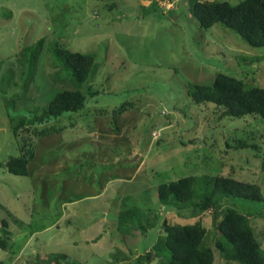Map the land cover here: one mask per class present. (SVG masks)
<instances>
[{"label":"rangeland","instance_id":"374dc122","mask_svg":"<svg viewBox=\"0 0 264 264\" xmlns=\"http://www.w3.org/2000/svg\"><path fill=\"white\" fill-rule=\"evenodd\" d=\"M199 28L188 0H0V162L18 154L12 124L40 113L56 92L77 88L52 52L56 42L95 54V69L78 88L101 93L72 114L73 126L38 140L28 175L0 166V219L10 232L0 264H138L164 222L200 221L213 245L220 233L212 210L163 208L158 200L160 183L189 174L253 184L262 202L238 198L221 209L248 215L264 249V119L225 118L185 94L187 82L210 84L217 72L264 86V57L253 58L264 49L220 23ZM40 39L28 68L22 48ZM237 139L257 148H235ZM130 207L146 233L133 227L125 239L117 214Z\"/></svg>","mask_w":264,"mask_h":264},{"label":"trees","instance_id":"16d2710c","mask_svg":"<svg viewBox=\"0 0 264 264\" xmlns=\"http://www.w3.org/2000/svg\"><path fill=\"white\" fill-rule=\"evenodd\" d=\"M188 3L189 11L199 22V29L209 30L220 23L238 33L240 39L249 46L264 49V0H240L236 4L227 0H188ZM41 43L40 39L33 46L22 48L21 62L26 67H32ZM52 52L77 88L56 92L40 113L28 111V118H20L12 124L11 132L17 143L18 154L1 161L0 166L14 175L29 174L28 165L34 159V149L41 137L61 131L69 125L73 126L70 120L72 114L82 112L88 104L100 99L101 93H91L87 87L85 92L78 88L91 77L95 69V54L71 51L61 41L52 46ZM263 57L264 54L253 58L260 60ZM185 94L193 105L209 103L221 108V116L225 118L241 119L254 115L264 119V86L247 87L241 79L223 72H217L210 84L187 82ZM13 112L8 111L7 115L10 116ZM64 118L68 122L62 123ZM59 119L61 125L53 124ZM33 133H37L36 139L31 137ZM234 146L255 147L245 139H237ZM156 189L163 208L175 206L212 210L215 213L213 222L220 238L209 245L207 230L200 221L164 222L163 234L155 236L156 246H152L150 252L138 256V264L149 262L154 257L159 259L158 264H214L221 258L239 264H264V249L259 245L249 216L240 213L233 206L221 209L228 200L238 198L262 202V196L254 189L253 184L239 181L233 176L189 174L162 182ZM195 198L199 200L195 201ZM220 211L223 212L220 214ZM0 223V250H6L10 248L9 238H6L10 232L5 220L0 219ZM133 227L141 234L146 233L139 210L136 207L121 210L117 214L118 231L128 239L133 236L130 232ZM55 255L72 261L65 254Z\"/></svg>","mask_w":264,"mask_h":264}]
</instances>
